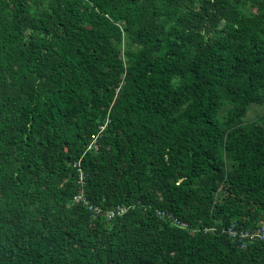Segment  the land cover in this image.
I'll list each match as a JSON object with an SVG mask.
<instances>
[{
	"label": "trees",
	"instance_id": "obj_1",
	"mask_svg": "<svg viewBox=\"0 0 264 264\" xmlns=\"http://www.w3.org/2000/svg\"><path fill=\"white\" fill-rule=\"evenodd\" d=\"M260 221L264 0H0V264H264Z\"/></svg>",
	"mask_w": 264,
	"mask_h": 264
},
{
	"label": "built area",
	"instance_id": "obj_2",
	"mask_svg": "<svg viewBox=\"0 0 264 264\" xmlns=\"http://www.w3.org/2000/svg\"><path fill=\"white\" fill-rule=\"evenodd\" d=\"M93 142H95V139H93ZM76 166L78 167V165L76 164ZM78 172H79V192L84 195L83 193V182H82V170L78 168ZM88 210L91 212L92 217L95 218L97 215L102 214L105 218L107 219H111L114 217H118L123 215L127 210L128 207L127 206H118L115 209H111L108 211H105L102 213V211L100 210V208L98 207H92L88 204V202L86 201ZM131 209L134 208V206H130ZM157 215L159 218L161 219H166L167 215L165 212L163 211H156ZM226 233L233 239V238H238L239 240L241 239H245L246 236L245 235H237V231L234 229L233 226H230L226 229ZM249 240H258L260 242L264 243V221L260 222V227L258 230H256L255 233H253L251 236H249Z\"/></svg>",
	"mask_w": 264,
	"mask_h": 264
},
{
	"label": "clouds",
	"instance_id": "obj_3",
	"mask_svg": "<svg viewBox=\"0 0 264 264\" xmlns=\"http://www.w3.org/2000/svg\"><path fill=\"white\" fill-rule=\"evenodd\" d=\"M132 206V205H131ZM128 207V210L129 209H131L130 208V206H127ZM127 210V211H128ZM126 211V212H127ZM125 212V213H126ZM124 213V214H125ZM123 214V215H124ZM156 215H157V213H156ZM122 216V215H121ZM158 216V215H157ZM93 218V217H92ZM93 219H95V218H93ZM160 220H164V219H161V218H159ZM167 219V218H166ZM260 222H263V221H260ZM260 222L258 223V225L255 227V228H252V229H249V230H246V229H241V228H238V227H236L235 226V224H231V225H229L228 227H230V226H233L234 227V229L237 231V235H245L246 236V238L245 239H241V240H239L238 238H231L227 233H226V229L228 228H223V229H221L222 231V233H226L229 237H230V239H232V240H236L237 241V243H240L241 244V247H245L247 244H252L254 241H258V240H249V236H251L253 233H255L256 232V230H258L259 229V227H260ZM175 225H179V227L180 228H186V225L184 224V223H182V224H178L177 223V221H175ZM213 230H217V228H209V229H206V228H204L202 231L203 232H210V231H213ZM258 242H260V241H258ZM261 243H263V242H261ZM264 244V243H263Z\"/></svg>",
	"mask_w": 264,
	"mask_h": 264
},
{
	"label": "rangeland",
	"instance_id": "obj_4",
	"mask_svg": "<svg viewBox=\"0 0 264 264\" xmlns=\"http://www.w3.org/2000/svg\"><path fill=\"white\" fill-rule=\"evenodd\" d=\"M262 110H263L262 107L250 106L248 109L246 120L252 119V118L256 117L258 114H261Z\"/></svg>",
	"mask_w": 264,
	"mask_h": 264
},
{
	"label": "bare ground",
	"instance_id": "obj_5",
	"mask_svg": "<svg viewBox=\"0 0 264 264\" xmlns=\"http://www.w3.org/2000/svg\"><path fill=\"white\" fill-rule=\"evenodd\" d=\"M74 201L77 203L82 202L84 205L87 206V204H86L87 200L85 199L84 195H82L80 192H78L77 196L74 198Z\"/></svg>",
	"mask_w": 264,
	"mask_h": 264
}]
</instances>
